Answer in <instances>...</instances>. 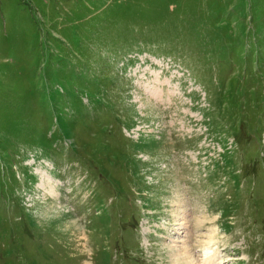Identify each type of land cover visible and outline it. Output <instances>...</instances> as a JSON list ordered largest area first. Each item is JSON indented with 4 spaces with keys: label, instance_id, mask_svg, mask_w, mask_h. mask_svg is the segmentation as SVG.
I'll return each mask as SVG.
<instances>
[{
    "label": "rangeland",
    "instance_id": "1",
    "mask_svg": "<svg viewBox=\"0 0 264 264\" xmlns=\"http://www.w3.org/2000/svg\"><path fill=\"white\" fill-rule=\"evenodd\" d=\"M179 204L264 264V0H0V264H167Z\"/></svg>",
    "mask_w": 264,
    "mask_h": 264
},
{
    "label": "bare ground",
    "instance_id": "2",
    "mask_svg": "<svg viewBox=\"0 0 264 264\" xmlns=\"http://www.w3.org/2000/svg\"><path fill=\"white\" fill-rule=\"evenodd\" d=\"M182 202L187 203L188 201L183 200ZM182 204L177 206L181 207L174 210L173 216L175 218L174 230H176V233H179V236L181 237L174 238V240H172L173 242L165 248V250L168 251L167 264H222V258L217 256V250L214 247L215 239L213 240V238L216 234L214 233V228L209 227V230L211 231L209 233L199 231L197 234V231L194 232L192 224L198 226L199 224H197L198 222H190L192 216L190 215V210L183 207ZM196 236L198 238L197 240H195ZM198 241L204 243L200 244V247L198 246L199 249H194L198 245ZM78 245L80 246L81 244L78 243ZM83 249L86 251L85 247H83ZM84 264H87V262H84Z\"/></svg>",
    "mask_w": 264,
    "mask_h": 264
}]
</instances>
